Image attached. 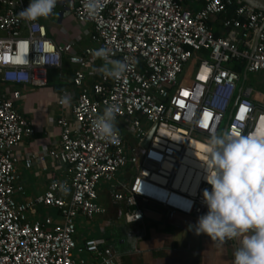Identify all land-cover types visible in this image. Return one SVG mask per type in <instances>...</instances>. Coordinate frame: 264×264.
I'll use <instances>...</instances> for the list:
<instances>
[{
	"label": "built area",
	"instance_id": "obj_1",
	"mask_svg": "<svg viewBox=\"0 0 264 264\" xmlns=\"http://www.w3.org/2000/svg\"><path fill=\"white\" fill-rule=\"evenodd\" d=\"M190 2L197 7L190 8ZM84 3H57L79 23L93 27L92 45L76 52L71 39L56 42L39 19H21L24 0H0V264H112L115 253L104 237L87 238L81 245L73 237L77 215L92 218L105 212L97 202L101 180L127 205V222L143 218L140 202L162 206L169 217L181 213L198 219L208 211L203 192L211 191L203 163L210 137L222 134L229 113L224 132L235 134L253 132L264 118V102L256 98L258 93L264 100V90L244 84L237 96L241 73L231 66L237 61L246 73L264 70L261 10L240 0H102L99 13L89 18ZM217 18L224 34H215L209 25ZM101 47L111 50L112 59L128 63L121 79L102 74L103 61L93 56ZM65 59L77 89L71 115L59 114L54 120L57 138L21 160L30 167L48 156L67 166L69 197L60 191L62 181L53 178L42 194L17 202L20 159L15 151L35 129L14 102L23 85H45L46 70L60 69ZM190 60L192 78L178 83ZM90 72L98 77L88 79ZM2 85L11 88L3 90ZM65 95L58 97L61 106ZM112 103L120 107L119 131L115 142H108L97 137L93 120ZM121 168L132 173L123 191H117ZM36 205L56 209L62 223L52 224L49 217L30 220L28 213ZM74 250L91 258H75Z\"/></svg>",
	"mask_w": 264,
	"mask_h": 264
},
{
	"label": "crops",
	"instance_id": "obj_2",
	"mask_svg": "<svg viewBox=\"0 0 264 264\" xmlns=\"http://www.w3.org/2000/svg\"><path fill=\"white\" fill-rule=\"evenodd\" d=\"M24 2L28 7L30 0ZM188 4L190 8L197 7L195 2ZM55 9L57 12L53 15ZM39 20L45 24L47 34L56 42L71 39L76 52H82L84 47L92 45L90 38L93 32L92 25L79 23L73 15L64 12L61 4L55 7L47 18L41 17ZM72 21L78 22L79 25L72 27ZM209 25L214 32L225 33L218 18L210 20ZM84 33L88 41L81 45L78 39L84 36ZM71 76L72 65L65 59L60 69L46 70L45 85H23L20 97L14 102L18 112L35 129V133L25 137L15 151L20 159L18 163L20 173L14 192L17 202L33 200L47 189L53 178L62 181L63 184L69 181L70 171L67 166L58 164L51 157H45L43 162L34 161L30 167H25L21 159L33 151H44L58 136L59 129L54 124L55 118L61 113L71 115V106L77 93V89L71 84ZM97 77L98 74L90 72L88 79L95 80ZM10 88L11 85H2L3 90ZM62 92L71 96L70 105L58 104V97ZM257 95L262 98L260 94ZM131 173L126 168L121 176L117 173V191H123ZM99 191L97 202L105 208V212L92 218L77 215L73 235L77 245H81L87 238L104 237L115 253L112 264H233V253L237 244L233 240L224 243L212 241L207 234L196 235L194 229H190L189 226L195 225L198 219L181 213L169 217L162 206L140 202L139 206L144 212L143 218L127 222L124 219L127 205L114 198V190L104 183L99 187ZM63 196L68 198L69 193ZM28 216L30 220L49 217L52 224L62 223L56 209L44 205H36ZM73 254L75 258H91L88 253L75 250Z\"/></svg>",
	"mask_w": 264,
	"mask_h": 264
},
{
	"label": "clouds",
	"instance_id": "obj_3",
	"mask_svg": "<svg viewBox=\"0 0 264 264\" xmlns=\"http://www.w3.org/2000/svg\"><path fill=\"white\" fill-rule=\"evenodd\" d=\"M57 3L58 0H30L18 16L29 22L47 18ZM101 7L102 0H85L89 18L96 16ZM112 55L106 47L93 51V56L103 61L102 74L119 80L129 65L112 59ZM70 103L69 95L61 99L62 105ZM119 112V105L112 103L95 117L93 127L100 140L115 142ZM203 163L206 182L211 185V191L203 192L208 211L189 228L196 235L207 234L212 241L236 240L233 264H264V118L247 135L232 132L212 135ZM59 187L64 195L70 191L66 184Z\"/></svg>",
	"mask_w": 264,
	"mask_h": 264
},
{
	"label": "rangeland",
	"instance_id": "obj_4",
	"mask_svg": "<svg viewBox=\"0 0 264 264\" xmlns=\"http://www.w3.org/2000/svg\"><path fill=\"white\" fill-rule=\"evenodd\" d=\"M56 12H57V9H55V11H54V13H53V15H56ZM77 24H78V22H76V21H72L71 22V25H72V27L74 26V25H76L77 26ZM79 25V24H78ZM78 41H79V43L81 44V45H84V44H86L87 43V41H88V37H87V35H86V33H84V36H80V39H78ZM193 60H190V61H188V63L185 65V67H184V71H185V73H184V71L178 76V78H177V81H178V83H186L190 78H192V71H191V66H192V64H193ZM184 75H186V78H182V76H184ZM181 79H183V80H181ZM181 80V81H180ZM246 86L248 85V86H251V87H253L254 89H256V90H259V91H262V90H264V70H261V71H258V72H255V73H250V72H247L246 73V78H245V83H244ZM256 98L258 99V101H261V102H264V100L261 98V97H259L258 95H256ZM147 123L145 122L144 123V126L146 125ZM123 172H125V168L124 169H121L120 170V172H118L119 173V176H121L122 174H123ZM104 183H106V182H104V181H100L99 183H98V186H97V192H100L99 191V187L100 186H102Z\"/></svg>",
	"mask_w": 264,
	"mask_h": 264
},
{
	"label": "water",
	"instance_id": "obj_5",
	"mask_svg": "<svg viewBox=\"0 0 264 264\" xmlns=\"http://www.w3.org/2000/svg\"><path fill=\"white\" fill-rule=\"evenodd\" d=\"M240 1L243 2V3H246V4H248V5H250L251 7L255 8V9H257V10H261V11L263 12V14H264V0H240ZM263 26H264V19H263V21L261 22L260 29H261ZM257 35H258V31H257V32L255 33V35H254L253 45H252V47H251V49H250V53H251V54L254 52V49H255V44H256V41H257ZM245 78H246V69H245V67H244L243 70H242V72H241V80H240V83H239V86H238L237 96L240 94L241 88H242V86H243L244 83H245ZM229 118H230V113L227 115L226 120H225V122H224V124H223L222 133H224V130H225L226 126H227V122H228ZM153 129H154V125H152V126L148 129L146 135L144 136V138H143L142 141H141V146H142V147H144V146L147 145V142H148V140H149V138H150V136H151V134H152ZM142 153H143V150H141V151L139 152V154H138V158H139V160H140L141 157H142Z\"/></svg>",
	"mask_w": 264,
	"mask_h": 264
},
{
	"label": "trees",
	"instance_id": "obj_6",
	"mask_svg": "<svg viewBox=\"0 0 264 264\" xmlns=\"http://www.w3.org/2000/svg\"><path fill=\"white\" fill-rule=\"evenodd\" d=\"M214 33L218 35V32L215 31ZM231 66L233 69H235L236 71H239L241 73L244 65H243V63L240 64L239 62L235 61L232 63Z\"/></svg>",
	"mask_w": 264,
	"mask_h": 264
},
{
	"label": "bare ground",
	"instance_id": "obj_7",
	"mask_svg": "<svg viewBox=\"0 0 264 264\" xmlns=\"http://www.w3.org/2000/svg\"><path fill=\"white\" fill-rule=\"evenodd\" d=\"M262 118H263V117H261V119H262ZM192 144H193L194 146H196V145H197L195 142H193Z\"/></svg>",
	"mask_w": 264,
	"mask_h": 264
}]
</instances>
